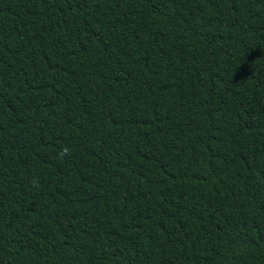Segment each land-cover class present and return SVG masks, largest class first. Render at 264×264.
Masks as SVG:
<instances>
[{"label":"trees","instance_id":"16d2710c","mask_svg":"<svg viewBox=\"0 0 264 264\" xmlns=\"http://www.w3.org/2000/svg\"><path fill=\"white\" fill-rule=\"evenodd\" d=\"M0 264H264V0H0Z\"/></svg>","mask_w":264,"mask_h":264}]
</instances>
